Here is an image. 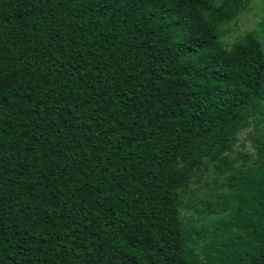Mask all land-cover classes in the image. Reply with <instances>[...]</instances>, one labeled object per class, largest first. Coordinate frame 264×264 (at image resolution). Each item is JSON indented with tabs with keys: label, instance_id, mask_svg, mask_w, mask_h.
Instances as JSON below:
<instances>
[{
	"label": "trees",
	"instance_id": "trees-1",
	"mask_svg": "<svg viewBox=\"0 0 264 264\" xmlns=\"http://www.w3.org/2000/svg\"><path fill=\"white\" fill-rule=\"evenodd\" d=\"M240 5L0 0V264H194L179 197L207 163L231 264H264V50L218 40Z\"/></svg>",
	"mask_w": 264,
	"mask_h": 264
},
{
	"label": "rangeland",
	"instance_id": "rangeland-1",
	"mask_svg": "<svg viewBox=\"0 0 264 264\" xmlns=\"http://www.w3.org/2000/svg\"><path fill=\"white\" fill-rule=\"evenodd\" d=\"M217 2L219 0H216ZM240 9L219 31V42L228 53L238 36L251 33L264 50V0H240ZM188 29L196 32L201 25L196 22ZM251 127L236 135L229 158L233 168L251 165L255 150L249 140ZM241 155L249 157L243 160ZM225 176L207 163L196 172L189 190L180 194L178 219L184 235L185 250L194 264H231L236 247L245 244L243 235L236 234V199L228 211H216L217 204L229 196Z\"/></svg>",
	"mask_w": 264,
	"mask_h": 264
}]
</instances>
